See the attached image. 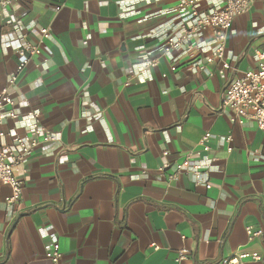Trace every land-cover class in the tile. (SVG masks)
<instances>
[{"label":"crops","instance_id":"1","mask_svg":"<svg viewBox=\"0 0 264 264\" xmlns=\"http://www.w3.org/2000/svg\"><path fill=\"white\" fill-rule=\"evenodd\" d=\"M175 5L21 0L0 7V90L17 68L16 54L2 46L7 34L16 30L41 48L9 89L20 117L0 130L30 133L22 117L37 110L58 138L16 167L23 187L11 208V190L0 183V264H49L50 235L60 264H217L243 251L261 256L244 264H264V131L251 120L232 123L222 107L230 79L255 69V51H264V0L233 19L225 44L235 70L223 76L218 62L210 75L194 72L193 49L162 55L161 31ZM41 28L51 37L42 39ZM211 38L208 31L194 41ZM146 56L156 65L138 75ZM206 132L210 188L182 174L168 182L170 170L158 168L199 149ZM226 136L230 144L221 142ZM247 227L263 235L248 242ZM180 250L185 259L176 262Z\"/></svg>","mask_w":264,"mask_h":264},{"label":"built area","instance_id":"2","mask_svg":"<svg viewBox=\"0 0 264 264\" xmlns=\"http://www.w3.org/2000/svg\"><path fill=\"white\" fill-rule=\"evenodd\" d=\"M21 0H0V7L6 8L12 3ZM175 15L168 21L161 31L163 43L162 55L180 47H187L197 53L193 64L194 72H211L208 66L214 62L219 63L217 74L223 76L228 71H234L226 57V37L231 30L235 17L248 12L252 0H175ZM57 7L55 10L58 11ZM171 31V34L168 32ZM211 31L212 38L206 45L195 43L205 32ZM16 30L7 34L3 41L4 49L13 51L17 57L16 75L21 73L31 62L32 58L40 55L41 48L25 40V35L16 34ZM41 38L48 39L51 33L47 28L40 29ZM201 54H205L201 57ZM255 69L247 70L239 77L230 79L222 95V107L233 112L231 122L243 124L251 120L260 131H264V51L256 50ZM156 59L145 57L137 69L138 75H148L151 68L156 65ZM175 71V66L170 68ZM16 75L11 77L7 85L0 90V127L6 122L16 120L20 116L13 110L15 102L9 94V89L16 82ZM22 119L27 121L30 133L16 134L13 131L0 130V183L7 185L11 190L10 197L5 199L7 207L11 208L18 202L23 183L15 174L17 166L22 164L40 144L56 141L57 135L43 128L40 124V113L37 110L27 112ZM10 138L9 144H2L1 140ZM211 134L206 132L199 140V149L187 152L183 158L172 166L164 163L159 168L160 173L170 170L167 181H174L179 175H187L194 186L210 188L209 177L213 171V160L209 157ZM230 136L222 137L223 144H230ZM230 152L231 148L228 147ZM167 155V152H164ZM247 241L263 235L262 229H245ZM41 235L45 236L44 231ZM185 250L178 252L176 262L185 259ZM49 264H60L62 253L58 239L50 235V247L45 252ZM260 261L257 252H237L232 257L221 259L217 264H244L246 260Z\"/></svg>","mask_w":264,"mask_h":264}]
</instances>
